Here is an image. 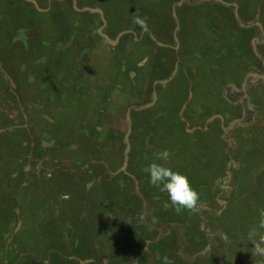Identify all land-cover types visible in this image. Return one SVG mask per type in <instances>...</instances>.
I'll return each instance as SVG.
<instances>
[{"label": "rangeland", "instance_id": "1", "mask_svg": "<svg viewBox=\"0 0 264 264\" xmlns=\"http://www.w3.org/2000/svg\"><path fill=\"white\" fill-rule=\"evenodd\" d=\"M34 1L40 10H44L43 12L50 11V5L45 9L46 3L41 8L37 0ZM98 1L81 0V4L84 5L83 8L97 9L99 7L95 5ZM124 1L129 5L132 4V0ZM73 2L75 3V0ZM109 2L111 0H104V7ZM163 3L165 7L158 0L140 2L138 0L130 7L139 9L143 4H150L148 14L141 12L143 19L144 14L150 17L154 13V7L161 5L171 15L169 16L170 24L166 23L165 28L170 27L168 41L174 46L167 47L163 41H157L154 38L153 32L158 28L152 30L155 28V25H151L154 20L146 29L149 32L146 37L151 41L150 43L145 40L146 31L144 32L140 27H135V29L138 28L136 32L123 29L120 38L125 43L122 46L124 48L122 56L128 54L129 48L134 50L145 44L144 48L147 47L146 50L151 54L152 60L156 64L159 61L163 62V66L159 71L157 66L151 65L150 81L147 82L146 79L141 85L137 83L139 95L135 93L131 95L128 91L126 95L124 91L123 93L120 90L116 91V86L109 87L111 89L108 90L110 104L107 102L99 104L105 109L103 115L89 119L90 113L82 110L79 116L73 112L74 116L69 117L65 114V117L58 120L57 114L54 113L57 111L54 101L46 100L38 104L33 102L31 106L33 97L29 95L28 107L17 106L16 84L13 78L12 81L8 80L0 72L2 80L0 88L9 87V92H6L9 95H4L3 89L0 90V94L3 93L0 95V264H79V262L83 264L84 258L79 257L81 251L89 260L94 258V256L91 258L93 253L97 254V264H162V260H158L157 256H167L173 264H193L195 260L206 264L203 260L206 255L217 251L218 247L222 249V246L218 245H229L228 241L231 245L238 246V249L251 247V245H245L248 242L251 244L248 231L258 222L259 211L264 209V203H262L264 199V79H260L264 75V70L248 74L247 78L250 81L248 84L245 83L244 90L243 85L234 86V88L231 85L226 87V82L223 81L224 72L218 71L222 69L220 61L225 62L224 59L222 60L223 57H220L222 48L220 51L215 48L214 53H209V46L202 49V45L208 42L203 27L208 23L207 19L210 20L205 10L212 9L211 16L216 25L215 28L223 36L228 37L230 29L235 32L233 28L236 26L228 24L231 20L241 26L240 34L248 36L253 34L252 38L255 37V39L252 41L253 45L251 44L252 51L263 60L264 68V59L259 52L260 46L264 51V0L262 5L260 0H242V2L239 0H163ZM19 5L14 6L18 7V14L22 15ZM183 5L192 10V13L187 11L190 22L187 19L182 23L185 33L180 29V22L176 15ZM10 6L11 4L8 5ZM223 8L227 10L224 12ZM173 13L176 15V20ZM19 17L20 15H17L14 19V25L17 26L16 28H23L24 25L20 24ZM0 18H5L1 11ZM102 18L107 25L103 11ZM99 21L101 23L100 19ZM33 23L36 25L27 27L29 30L28 34L25 33V37L38 34L41 44L52 42L55 49L49 53L43 52L42 59L46 61L48 67H51V70H54V75L59 74L67 68L68 60L72 57L71 50L64 49L63 33L56 34L53 33L55 31H51V27L56 25L49 14L37 17ZM0 24V55L5 56L4 48L9 45V41H12L10 35L12 36L13 33L6 34L5 31L11 27L6 23V19ZM39 24L43 25L39 26ZM147 25L149 26L148 23ZM176 25H178L177 33L174 32ZM249 27L252 29L248 30ZM23 31L25 30H17L15 38L20 39ZM115 37L116 35L113 39ZM132 37L136 38L133 42ZM175 37L177 43H175ZM137 40L140 45L137 44ZM59 42L62 48H58ZM157 43H160L162 47ZM28 44L32 47L29 41ZM36 44L40 46V43ZM176 46L178 47L175 49ZM42 47L43 51L48 48ZM109 47L108 45L107 49H110ZM99 49L98 47L94 52L98 51L97 54H101ZM105 52L102 56L106 61L110 56ZM168 53L172 54L170 59L174 55L178 69L166 85L153 86V89H159V92H162V98L157 96L150 107L144 108L152 103L147 92L151 90L149 82L152 79L162 78L165 72L163 69L165 63L162 58L169 56ZM91 55L93 57L96 54ZM22 58L25 62L28 60L30 65L40 62L43 66L40 52L31 57L26 50L20 48L16 50L13 58L14 63L13 66L11 65L13 72L18 69V62L23 61ZM88 61L89 68L95 63L98 65L95 68L101 67V70H104L101 55H97L96 58L89 57L86 59V62ZM112 61L110 59V63ZM0 64L2 65L1 62ZM174 68L175 63L169 75ZM3 70L7 73L5 66ZM28 71L31 69L28 68ZM40 71L36 69L34 73ZM67 74L66 71L65 76ZM86 74L87 69L84 65L80 74V81L83 83H85ZM7 75L10 76L8 73ZM122 82L123 80L116 85H122ZM184 84L187 85L186 94L182 92L179 94L178 91ZM255 85L262 86L260 93L263 98L253 102L248 97V91ZM62 86L65 89V86ZM202 87L208 90L201 92ZM95 91H102L99 96H105L101 88L96 87ZM209 93L212 94V98ZM46 94L54 93L47 91ZM189 94H191L190 98ZM88 96L89 99L86 101L89 104L86 110L90 107L92 112L90 104L94 103L95 99L92 98L90 90H88ZM222 103L230 106V109L225 112L226 118L214 110L216 104ZM63 106L62 104L61 107ZM183 106L184 109L181 110ZM39 108L43 111L41 115L35 111ZM239 108L242 110L241 114L238 111ZM205 109H208L206 118L198 114ZM236 115L240 117L237 118ZM127 116L130 124L127 122ZM216 116H220L222 121ZM109 117H111L110 120H108ZM210 118L213 119L206 124ZM86 119L89 125H94V129L100 128L99 132L94 129L88 131L92 144L85 143L82 138L83 129L90 128L88 125L82 130L80 128V123ZM178 122L182 124V130ZM234 122L236 124L232 126L230 132L219 134L222 127L225 128ZM238 124L241 125L236 126ZM128 125L131 131L128 136L130 150L127 164H124ZM204 125L208 129L213 125V130L206 133L209 135L197 133ZM73 128L79 129L74 131ZM219 129V135L215 134ZM180 132H185L189 137L181 135ZM72 133L81 138L71 137ZM114 133L118 136H113ZM109 134L112 138L108 137ZM254 135L258 136L257 139L253 138ZM178 139L191 142L180 143V152L177 154L185 155L184 158L192 164L193 168L183 164L187 169L181 170L180 167L174 166L178 165L176 160H172V164L168 160L164 166L171 165L173 171L185 175L191 187L199 193V208L196 212L183 211L176 214L171 205L165 208V204L169 203L167 194L152 187L147 180L148 166L153 162L164 163L156 160V154L167 150L171 157L173 154L170 151L174 149ZM111 141L114 145L111 150L117 149L119 154L113 155L108 152L110 148L107 146ZM72 145L79 147L86 145L90 150L78 149L81 151L69 153L71 150L68 146ZM228 160L230 169L227 177L225 170ZM122 167H125L123 171ZM93 168L97 171H92ZM218 168H220L219 174ZM130 170H134L133 173ZM105 173L107 175L104 181H107L105 182L107 185H100L99 179ZM70 175L71 178L77 177H73L72 183H76L77 187L82 189L70 187L69 191L62 186H58L57 189H53L54 185L51 187L50 183L62 184L63 179H67L68 183ZM141 175L144 176L143 180L139 177ZM97 189L99 194L100 192L103 194L102 200L93 199L94 191ZM82 193L85 194L82 195ZM261 196L263 198L260 201ZM80 200L83 202L81 203ZM114 202L117 204L114 205ZM78 204H80L79 208ZM158 206H160V212L157 217L147 213ZM106 209H111L118 215L112 217L113 213L107 212ZM79 212H81L80 217ZM69 215L71 217H68ZM151 218L153 220L150 225L155 226L154 230L157 233H154L151 239H141L135 230L149 223ZM87 221L89 222L86 223ZM115 224L119 225L114 231ZM132 229L134 231L131 233ZM133 233L136 234V238ZM150 234V230L146 232V236L149 237ZM163 238L166 240L164 241ZM81 242L87 244L78 245ZM114 245L124 247V250L118 252L116 258H114ZM84 250L87 255H84Z\"/></svg>", "mask_w": 264, "mask_h": 264}, {"label": "flooded vegetation", "instance_id": "2", "mask_svg": "<svg viewBox=\"0 0 264 264\" xmlns=\"http://www.w3.org/2000/svg\"><path fill=\"white\" fill-rule=\"evenodd\" d=\"M136 1H138V0H132L131 2L133 4ZM239 1L242 2V0H239ZM158 2L163 7H165L163 0H158ZM0 3H3V1L0 0ZM103 3H104V0H99L98 4L95 6H98L104 12L105 18L107 20V25L103 31V33H104L103 35L107 36L109 39H113L112 31L116 27V25H118L121 22L125 23L127 25V28H129V30L136 32V30L139 28V26H136L135 24H133V22H132L133 16L138 15L141 18V12L148 14V12L151 8L150 4L144 5L145 3L139 9H138V7L131 8L130 5H132V4L130 3V5H129V3H127L124 0H111V2H109V4L107 3V6H105V7H104ZM262 3H263V0H260L261 5H262ZM155 4H156V1H155ZM48 5H50V11H48L47 13L53 17V21L55 22V25H56L54 27H51V31H55L53 33H56V34L63 33L62 38L65 41L64 49H65V51L71 50L72 57L69 58L68 63L66 65L67 68L64 71L62 70V72H60L59 74L53 75L51 67H48V65L46 64V61L44 59H42L43 58V54H42L43 52L49 53L50 51L54 50V47L52 46V42L49 44V41H48L47 44L45 42H43L44 44H41L42 41L38 38V34L37 35H28L25 37V33L28 34L27 31L29 30L27 27L16 28L17 26L13 25V27H10V29L8 31H5L6 34L7 33H13V35H12L13 37L10 35V37L12 38V41H9V45L6 48H4V55L5 56L0 55V59H1L0 62L2 63V66H5L7 73L10 75L11 78H13V80L16 84L17 95L15 96V98L18 100L15 99V103L17 106L18 105L20 107L22 106V108H24L25 106L28 107V104H27L28 95L33 97L31 106L33 105V102L38 104L41 102L43 103V101H46V100H52V98L46 97L48 95V94H46L47 91H51L53 93L58 92V94H60L61 96L64 95L65 97L74 96V97L79 98V100L72 99V103H82L86 97H87V99H89L88 98V91H85V92L82 91L81 93L78 92V90L80 91L79 88L84 87L83 86L84 83L82 81H80L81 69L83 68L84 65L87 69L85 84L87 85L88 89L91 91L93 99L102 100V101L108 103L110 100L108 90L114 86H116L115 87L116 91L120 90L121 93H123V91H124L126 95H127V91L129 93H131V95H133V93L139 95V91H138L139 89L137 87V83H136L135 79L137 81H141V79L144 78V81L146 79H147V82L150 81L149 79H150V74H151V69H152L151 65L148 64L147 72L145 75H143L140 72L141 73L140 80H139V76H138V78H136V75H135L134 76L135 78H133L132 80L129 79L131 86L126 85L127 90L126 91H125V89L122 90L123 87L116 85V83L118 84V81L122 79L121 76H119V69H121L123 74L126 73V75L129 77L130 72H128L129 70L126 71L127 70L126 69L127 68L126 61L129 62V65H130V62H132V60H130V56H128V55H126V59L124 61L120 60V54H122V53H120V51H121L120 49H122L121 52H124V48L122 47L123 45H125L124 41L121 39L118 41V43L115 46H110L109 47L110 49H107L108 44L106 43L104 38L102 36H100L98 33V30L101 26L98 15L82 13L81 9L83 8L84 5L81 4V0H75V3L73 2V0H46V4H45L44 8L46 9ZM161 5L158 4L157 7H154V13L150 17L145 16V14H144L143 17H145V18H143V19H145L146 22L149 24V26L147 25V27H150V23L152 22V20H154V22L151 25H155V28L152 30L154 31L156 29V27H158L153 32L154 38L157 41L158 40L163 41L167 47H170V46L173 47L174 45L170 44L171 42L168 41L170 38V36H169L170 27L165 28V25L167 23V19L171 15H169L167 13V11H165L164 8H162ZM88 7H90V6H88ZM182 7L179 9L178 13L176 12L177 13L176 15H178V19L180 22V29H183V27H182L183 21H187V19H189L188 22H190V18L187 17V11L189 13H192V10H189L185 5H183ZM211 10L212 9H209V10L206 9L205 10L206 16H209L210 20L207 19L208 23L206 24L205 27H203V30H204V33L206 35L208 42H207V44L202 45V49H206V47L209 46V50H210L209 53H214L215 48H217L219 51L222 48L220 57H223L222 60L224 59L225 62L220 61L222 69H218V71L224 72L223 81L226 82L225 83L226 87L228 85H231V87H233V88H234V86L235 87H241L244 81L247 82V84H248L250 81L247 78L248 74L258 73V72H256L257 70H259V71L264 70V68L262 67V61L263 60L259 59L257 57L256 53L252 51L251 44L253 45L252 41L255 39V37H254V39L252 38L253 34H251V36H248L245 34H240V27L241 26H239V24L237 22H235L234 20H233V22H232V20L228 21V24L231 23V25L236 26V28L235 27L233 28L235 30V32L231 31L232 29H230V31L228 32V37L225 35L223 36V34L218 32V30H216V28H215L216 25L213 21V17L211 16ZM47 13L42 12L41 14H47ZM120 15H121V18L119 17ZM20 18L21 17H19L20 24H23L22 18L21 19ZM4 19H6V17L3 19L0 18V23L3 22ZM191 19H192V17H191ZM163 26H164V28H162ZM135 27H138V28L134 29ZM0 29H1V24H0ZM20 29L25 30V31H23V36H21L20 39H16L15 33L17 30H20ZM244 29H247V27H244ZM249 29H252V28L249 27L248 30ZM143 31L144 32L146 31V35L144 34L145 36H147L149 34V32L147 30H143ZM30 33H33V32H30ZM258 38H259V35H258ZM131 39L133 42V40L136 38L132 37ZM28 41L31 43L32 47L28 44ZM36 43H40L41 47L38 46ZM137 44H139L138 40H137ZM42 46L48 47L47 50L43 51ZM144 46H146V45L143 44L141 46H138V48H140V50H142V48H144ZM257 46L259 47V43H257ZM257 46H255V47H257ZM37 47H39V48H37ZM98 47L100 48L99 50L101 51V54H97L98 51H97V53L94 52L97 50ZM20 48L26 50L28 52V55L31 57L34 54H36L37 52H40V58L43 61V66L39 62V65L42 66V70L39 73H37V72L34 73L32 71H28V68L31 69L32 65H30L28 60H26V62H25L23 58H22L23 61L21 60L20 62H18V65H17L18 67L16 66L18 69L15 72H13L11 70L13 63H14L13 58L15 56L16 50H18ZM60 48H62V45L60 46ZM103 49H105V50H103ZM168 50H170V49H168ZM88 51H89V53H88ZM104 51H106L105 53H107L110 56L108 59L113 60L115 66H112L111 68H108V69H106L103 66L104 70H101V67L95 68V66H98V65L94 63L89 68L87 65V63H89V61L86 62V59L89 57L90 58H96L97 55H102V53ZM161 51H166V50L161 49ZM259 52L261 53V56L264 59V51H262L261 46H260ZM93 53L96 55H94L92 57L91 54H93ZM168 54H170V55L169 56L167 55L166 57L162 58L164 60V63H165V66L163 67V69L165 70V68H167L170 71L173 67L174 61H172V59H170L172 57V54L171 53H168ZM220 60H221V58H220ZM120 64H121V67H120ZM129 65H128V67H129ZM136 65L134 64V69H131L132 72L133 71L136 72V69H138L136 67ZM156 66H157L158 70L160 71L162 66H163V62L159 61ZM35 69H37V68H35ZM58 69H62V68H58ZM66 71L68 74L65 76ZM54 79H55V81H54ZM160 80H162V79H160ZM19 81H20V84H19ZM123 81H124V79H123ZM158 81L159 80H151V82H149V83H151V87L149 86V89H151V90H148L147 92L149 93L148 97H149L150 102H153V93H155L156 99H157V96H158V98L160 97V99L162 98V94H161L162 92L160 93L159 89L158 90L153 89L154 83H156ZM0 83H2L1 77H0ZM62 85L65 86V89L63 88ZM78 85H80V86L77 87ZM96 87H99V88H101V90H104L103 92L105 93V96L108 95V97L107 96L106 97L105 96L104 97L99 96V94L102 91L101 92L95 91ZM210 87H212L211 84H210ZM261 87H258V85H255L251 90L248 91V97H249V99H252L253 102H256L260 98H263L262 94L260 93V89H262ZM1 89H3V93H5L4 95H9L8 93H6L7 91L9 92V87H7V89L5 87L0 88V90ZM68 90H70L71 92L68 93ZM157 91H158V93H157ZM2 94H0V95H2ZM45 94H46V96H45ZM82 96H83V98L80 99ZM30 102H31V100H30ZM96 102L97 101H94V103L90 104L92 109L94 107H97ZM218 105H220V106L216 110V107ZM228 109H230V106L227 104H224V103L216 104L214 107L215 112H217L220 115L222 114V116H224L225 118L227 117V114L225 112H227ZM35 111L37 112L38 115H41L43 113L41 108H39ZM83 111H87V112L91 113L90 110L89 109L86 110L85 107H84ZM238 111L241 114L242 110L240 108ZM236 117L238 118L240 116L236 115ZM225 122L226 121H224V123ZM219 134L222 135V131ZM256 137H258V136L254 135L253 138H256ZM92 171L96 172L97 170L95 168H93ZM13 181H15V180H13ZM63 181H64V179L62 180V183H63ZM71 188L74 189L75 186L74 187L71 186ZM76 188L82 189L80 187H76ZM262 198L263 197L261 196L260 201L262 200ZM262 203H264V199L262 200ZM78 208H79V204H78ZM109 211H111V213H113V214H111L112 217H115V215H118V213L113 212L112 210H109ZM128 212H130V210ZM159 212H160V206H158V208H155L154 210L151 209L150 211H147V213L153 214L154 217H157ZM62 216H64V215H62ZM68 217H71V215H69ZM151 219H153V218H151ZM92 220H90V221H92ZM150 220H149V223L144 224L142 226H139L137 228V230H135L141 239H144V240L147 239L148 240V239H151L153 237L151 234H150L151 236L149 235V237L146 236V232L147 231L149 232V230L153 233H157L154 230L155 226L150 225ZM88 222L89 221H87L86 223H88ZM117 222H118V220H117ZM118 225L119 224H115L114 230H116V228H118ZM126 226H128V225H126ZM158 230H160V228H158ZM133 231L134 230L132 229L131 233ZM261 231L264 233V230H261ZM133 235H135L134 238H136V234L133 233ZM176 238H177V236H176ZM163 239H164V241L166 240L165 238H163ZM146 242L144 243V245L146 244ZM227 243L229 245H218V246H222V249L220 247H218V248H216L217 251H213L210 254L208 253L206 255L205 259H203L206 262V264H264V257H259V256L255 255L253 252L252 244H250L249 242H248V244H245V245H251V247L249 246V248L247 247V249L246 248L243 249L240 247L238 249V246L231 245V243L229 241ZM85 244H87V243L81 242L78 245H85ZM120 250H124V247L120 248ZM84 255H87V252L85 250H84ZM80 256H83V251H81ZM93 256H94V253L91 256V258ZM68 259H70V258H68ZM88 260L89 259H84L83 262L86 263ZM96 260H97V258H96ZM96 260L91 259L92 262H90V264H97ZM72 261H74V260H72ZM102 264H105V263H102ZM193 264H201V261L195 260V262Z\"/></svg>", "mask_w": 264, "mask_h": 264}, {"label": "clouds", "instance_id": "3", "mask_svg": "<svg viewBox=\"0 0 264 264\" xmlns=\"http://www.w3.org/2000/svg\"><path fill=\"white\" fill-rule=\"evenodd\" d=\"M132 22L142 30L147 29L146 20L140 18L138 15L133 16ZM41 25L43 24H39V26ZM10 79L12 80L11 77ZM169 157L170 153L167 150L156 154V160L163 161L164 163L153 162L148 166L146 172L149 184L160 192L167 194L169 203L165 204V208L171 205L176 214H180L183 211H198L199 193L191 187L185 175L164 166L168 162ZM261 230H264V209L259 211L258 222L251 226L248 231V239L252 244L254 254L264 257V233ZM157 259L162 260V264H173L167 256H157Z\"/></svg>", "mask_w": 264, "mask_h": 264}, {"label": "crops", "instance_id": "4", "mask_svg": "<svg viewBox=\"0 0 264 264\" xmlns=\"http://www.w3.org/2000/svg\"><path fill=\"white\" fill-rule=\"evenodd\" d=\"M101 27V26H100ZM103 31H104V29L102 30V34H104L103 33ZM123 31V30H122ZM119 33H121V30H119V32H117L115 35H118ZM113 40V39H112ZM60 46H61V43L59 42V45H58V48H60ZM147 48V47H146ZM146 48H142V50H140V48H137V49H134V50H131V48H129L128 50H129V52H130V54H129V52H128V54L127 55H132V57H130V59L131 60H136V63H137V65H138V63H140L142 60H144V59H146V62H145V64L143 65V67L141 68V70H140V72L143 74V75H145L146 74V72H147V66H148V64L150 65V62H151V58H152V56H151V54H149L148 53V51L146 50ZM54 49H55V46H54ZM121 51H122V49H121ZM120 51V53H122ZM103 54V53H102ZM133 55H134V57H133ZM124 57H125V59H126V56H122L121 54H120V60H122V61H124L125 59H124ZM101 60H102V63H103V66L106 68V69H108V68H111L112 66H115L114 65V62L112 61L111 63H110V59H107L106 61L103 59V56L101 55ZM172 61H174V63H175V65H177V63L175 62V57H174V55H173V58H172ZM119 63V62H118ZM130 63H132V62H130ZM36 64H38L37 65V67H42L41 65H39V62L38 63H36ZM126 65H127V67H128V65H129V62H127L126 61ZM137 65H136V67H137ZM120 67H121V64H120ZM36 66H34V67H32L31 69V71L32 72H34L36 69ZM177 69H178V67H177ZM126 71H128V70H126ZM52 72H53V75H54V70H52ZM128 72H132V70H129ZM122 71H121V69H119V76H121V80H119L118 82H121L123 79L125 80L126 79V73H124L123 75H122ZM189 74H190V72L188 71V76H189ZM142 75V76H143ZM136 80V79H135ZM54 81H55V79H54ZM137 83V82H136ZM144 83V78H142L141 79V81H140V85L141 84H143ZM84 87H82V88H79L80 89V91L78 90V92L79 93H81L82 91L83 92H85V91H88L89 89H88V87H87V85L84 83V85H83ZM184 87H185V89L187 90V85L185 86L184 85ZM182 88V87H181ZM181 88H180V90L178 91V93L179 94H181ZM86 89V90H85ZM200 91L201 92H203V91H207V89L205 88V87H202L201 89H200ZM49 92V91H48ZM71 91L70 90H68V93H70ZM208 94V93H207ZM210 94V93H209ZM92 95V94H91ZM46 96V95H45ZM46 97H50V98H52V100L51 101H54L55 102V104H54V102H52V104H54V106L55 105H57V111L55 112L54 111V113H56L57 114V116H58V120H61L63 117H65V114L66 115H68L69 117H72V116H74V114H73V112H76V114L79 116L81 113H82V110L84 109V107H85V109H86V106H87V104H89L86 100H87V97L85 98V100L82 102V103H72V99H76V100H79V98H77V97H74V96H68V97H65L64 95L63 96H61L60 94H58V92H56V93H54L53 95H50V94H48ZM83 98V96L80 98V99H82ZM88 98H89V96H88ZM95 101H97L96 103L98 104L97 106H99V107H94L93 109H92V112L90 113V118L89 119H92V118H94V117H96V116H98V115H103V113L105 112V109L104 108H102V107H100V103L101 102H104V101H101V100H98V99H95ZM109 103V102H108ZM64 105L63 106V108L61 107V105ZM110 104V103H109ZM112 105V104H111ZM84 106V107H83ZM89 106V105H88ZM52 107V106H51ZM58 110H60V111H58ZM89 110H90V108H89ZM86 115H88V114H86ZM78 119H79V117H77ZM110 118L111 117H109L108 118V120H110ZM87 119L86 120H84V121H82V123H80L81 124V130H82V128L84 127V126H86V125H88V126H90V128L88 127V128H84L83 129V131L82 132H84L83 133V135H82V138L85 140V143L86 142H89V143H91L92 144V142L90 141V135L88 134V131H93L92 129H94V125H89L87 122ZM97 123H95V125H96ZM79 129V128H78ZM78 129H74L73 128V130L74 131H78ZM98 129H100V128H96V129H94L95 131H98ZM69 130H72V129H69ZM68 130V131H69ZM99 132V131H98ZM77 134H75V133H72V136L71 137H79V138H81L80 136H76ZM93 136H95L96 137V135H93ZM113 136H118V134L117 133H114L113 134ZM108 137H110V138H112V135H108ZM113 144V142L111 141L110 143H108V146H107V148L109 147L110 148V151H108V152H111L113 155H116V153H120V152H117V149L116 150H111L112 149V147L114 146V145H112ZM115 144V143H114ZM115 146H116V144H115ZM69 147V149L71 150L69 153H76V152H79V151H81V150H79L78 151V149H85L86 151H89L90 149H88V147L86 146V145H84V146H75V145H72V146H68ZM104 150H107L106 148H104ZM119 150V149H118ZM81 153H87V152H81ZM80 172V171H79ZM103 174V173H102ZM106 175H107V173H105V175L104 176H102L100 179H99V184L100 185H103V184H106L107 185V183H105V182H107V181H104V179L106 178ZM70 177V179L68 180V183H67V179H65L64 181H63V183L62 184H59V182H54V184L53 183H50V185H51V187H53V185H54V187H53V189H57V187L58 186H62L64 189H66V188H68L69 189V191H70V187L72 186V187H74L75 186V188L77 187V185H76V183H72V180H73V177H75V178H77L76 176H73L72 178H71V175L69 176ZM66 184H68L67 186H66ZM13 185V184H12ZM85 185H87V184H85ZM17 186V185H16ZM18 187V186H17ZM79 187V186H78ZM99 189V188H98ZM98 189L97 190H95L94 191V194H93V199L94 200H102L101 199V197H103V194H102V192H100V194H99V192H98ZM91 190H93V189H91ZM18 191V190H17ZM48 191V190H47ZM85 193H82V195H84ZM84 199V198H83ZM113 201V200H112ZM79 202V200L77 201V203ZM80 202L82 203L83 201H81L80 200ZM115 204H117L116 202H114V205ZM79 207H80V204H79ZM87 208V207H86ZM114 208V207H113ZM79 210H81V209H79ZM111 210V209H110ZM106 211L108 212L109 210H107L106 209ZM80 214H81V212H79V217H80ZM77 216V217H78ZM76 217V218H77ZM153 219H151L150 220V223H151V221H152ZM85 231V230H84ZM115 231V230H114ZM114 248H115V251H114V258H116L117 256H118V252L120 251V248H122L123 246L122 245H114L113 246ZM79 257H82V258H84V259H88L86 256H79ZM96 258H98V255L96 254V255H94V258L93 259H95L96 260ZM97 261V260H96ZM90 262H92L91 260H88L87 262H86V264L88 263V264H90ZM79 264H82L81 262H79ZM83 264H85L84 262H83Z\"/></svg>", "mask_w": 264, "mask_h": 264}, {"label": "trees", "instance_id": "5", "mask_svg": "<svg viewBox=\"0 0 264 264\" xmlns=\"http://www.w3.org/2000/svg\"><path fill=\"white\" fill-rule=\"evenodd\" d=\"M3 1V4H0V11L1 13H3V15L6 17V23H8L9 25H11V27H13L14 25V19L16 18L17 15H20V17L22 18V23L24 25V27H33L35 26L36 24H34L33 22L37 19V17H41L43 15H48V14H39L36 12V10L34 9V7L30 4V3H27V2H24V1H21V0H2ZM142 1V0H139V2ZM37 2L40 4V7L42 8V6H44L43 4L46 3V0H37ZM13 3H16V4H20L19 7L21 9V11L23 12L22 15L21 14H18V7L17 6H14L16 4H13ZM10 7H8V5H10ZM227 9L226 8H223V11L225 12ZM9 13H8V12ZM121 18V15L119 16ZM20 18V19H21ZM170 17L167 19V23L170 24ZM10 21H12L13 23H11ZM11 23V24H10ZM123 29H129L127 28V25L125 23H119L118 25H116V27L113 29L112 31V36H114L117 32H119V30H123ZM135 29V28H134ZM8 31V30H7ZM182 32L185 33V30L184 28L182 29ZM145 40L147 43H150L151 41H149V39L145 36ZM121 50V49H120ZM190 55V54H189ZM130 56V55H128ZM132 57V55L130 56ZM134 57V55H133ZM153 58H151V62H150V65H153L154 67H156V62H154L152 60ZM131 60V59H130ZM134 64L136 65V60H132V63H131V66L130 67H127L126 69L127 70H131V69H134ZM156 64V65H155ZM38 64H34L32 65V67L36 66L37 69H40L42 70V67H37ZM138 69H136V72H137ZM38 73V72H37ZM169 70L167 68H165V72L164 74L162 75V78L160 79H165L169 74ZM123 74V73H122ZM151 75V74H150ZM160 79H152V80H160ZM184 82V81H183ZM186 86V84H184ZM182 87L181 89V92L185 95L186 94V89L185 87ZM211 95V98H212V94ZM220 102V101H219ZM181 104V103H180ZM226 104V103H225ZM169 110V109H168ZM175 110V109H174ZM207 110L208 109H205V110H202L201 112H199L198 114H200V116L202 117H205L206 116L208 117V113H207ZM169 113V111H168ZM171 114V113H170ZM202 114V115H201ZM190 123H193V121H190ZM179 124V127L181 126L180 130H182V124H180L179 122L177 123ZM213 130V125L212 127H210L206 132H197L198 134L200 135H204L210 131ZM220 132V129L218 130V132H216L215 134H218ZM181 135L183 136H186V137H189L187 134H185V132H180ZM183 133V134H182ZM206 135H209V134H206ZM219 135V134H218ZM192 136V135H191ZM183 141H181V139L177 141V143L174 145V149L172 151H170L173 155L171 157H169V163H171L172 160H176V163L178 165H174L175 167H180V169H187L183 164L187 165L188 168H193L192 164H189V161L184 158L186 157L185 155H181V154H177V152H180V143H182ZM183 143H191L190 141L188 142H183ZM166 148V147H165ZM170 150V149H168ZM134 151V150H133ZM132 153H135V152H132ZM176 154V155H174ZM143 160V159H142ZM172 164V163H171ZM181 164V165H180ZM169 167L171 168V165H169ZM131 173H133L132 171L134 170H130ZM144 171V170H142ZM220 172V168H218V174ZM142 180H143V175L139 176ZM122 178H127L125 176H122ZM148 180V179H147ZM152 236H153V232H151ZM176 239V236L174 237Z\"/></svg>", "mask_w": 264, "mask_h": 264}, {"label": "water", "instance_id": "6", "mask_svg": "<svg viewBox=\"0 0 264 264\" xmlns=\"http://www.w3.org/2000/svg\"><path fill=\"white\" fill-rule=\"evenodd\" d=\"M25 2H28V3H30V4H32V6L34 7V8H36V11L37 12H43L44 10H40L39 9V7H38V5L36 4V2L34 1V0H24ZM179 5H180V3H179ZM81 12L82 13H87V14H96V15H98V17H99V19L101 20V27L99 28V30H98V33H99V35L100 36H102L103 38H104V40L106 41V43L109 45V46H115L117 43H118V41L120 40V38H121V36H122V33H119L118 35H116V37L112 40V39H109L107 36H105V35H103L102 34V30L104 29V27L106 26V22L103 20V18H102V10L101 9H99V8H83V9H81ZM173 15V17H174V19L176 20V15H175V13H173L172 14ZM178 25H176V28H175V30H174V32L175 33H177L178 32V27H177ZM174 40H175V43H177V39H176V37L174 38ZM157 45L158 46H160V47H162V45L160 44V43H157ZM178 46H176L175 47V49L177 48ZM145 62H146V59H144V60H142L140 63H138V65H137V68H138V70H137V72H135V71H133V72H130L129 73V77L127 76L126 77V79L122 82L123 84L122 85H119L120 87H123V88H125L126 89V85L127 86H131V83H130V81H129V79L130 80H132L133 78H135L134 76L136 75V78H138V76H139V80H140V76H141V73H140V70H141V68L143 67V65L145 64ZM176 69H177V65H175V68H174V70L170 73V75H169V77L167 78V79H164V80H160V81H158V82H156V83H154V86H156L157 84L158 85H166L168 82H170L171 80H172V78L174 77V75H175V73H176ZM130 70V69H129ZM0 72L2 73V75H3V77H5L6 79H8V80H11L10 79V77L7 75V73L5 72V70H3V66L0 64ZM260 79H264V75H263V77L262 78H260ZM12 81V80H11ZM137 83L138 82H140V81H137V80H135ZM245 81L243 82V90H244V86H245ZM190 96H191V94H189V98H190ZM156 100V97H155V93H153V102L152 103H150V104H148V105H146L144 108H147V107H150L153 103H154V101ZM185 106V105H184ZM184 106L181 108V110H183L184 109ZM216 118H218V119H220L221 121H222V118L220 117V116H216ZM213 118H210L207 122H206V124H208L211 120H212ZM183 120V119H182ZM184 121V120H183ZM127 122H128V124H130V121H129V119H128V116H127ZM236 124V122H234V123H231V124H229V126H227V127H222L221 128V130H222V132L224 133V134H227L228 133V131L230 132L231 131V129H232V126L233 125H235ZM239 125H241V124H238V125H236V126H239ZM186 126L188 127V124H186ZM199 129V128H198ZM208 128H207V126L206 125H204V127L201 129H199L198 131H205V130H207ZM130 128H129V125H128V127H127V139L125 140V144H126V148H125V151H124V160H123V162H124V164H127V161H128V152H129V150H130V147H129V142H128V136H129V134H130ZM187 132H189V130H187ZM227 152L225 151V156L227 157ZM228 159V158H227ZM123 169H125V167H122V171H123ZM229 169H230V161L228 160V162H227V167H226V170H225V173H226V176L228 177L229 176Z\"/></svg>", "mask_w": 264, "mask_h": 264}]
</instances>
